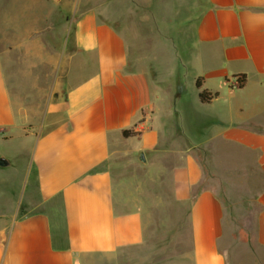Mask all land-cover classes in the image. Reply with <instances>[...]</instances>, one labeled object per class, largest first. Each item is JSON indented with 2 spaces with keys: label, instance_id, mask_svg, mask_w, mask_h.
I'll return each instance as SVG.
<instances>
[{
  "label": "crops",
  "instance_id": "1",
  "mask_svg": "<svg viewBox=\"0 0 264 264\" xmlns=\"http://www.w3.org/2000/svg\"><path fill=\"white\" fill-rule=\"evenodd\" d=\"M9 8L13 19L22 18L29 35L37 38L28 35L27 43L18 44L5 38L0 27V136L8 145L21 139L11 149L18 161L31 152L25 162L28 191L21 199L22 215L10 227L0 226V264H121L124 259L133 264L145 226L138 210L116 206L114 170L120 168L117 155L134 151L118 142L136 144L139 152L159 151L158 124L167 119L161 118L163 110L173 113L164 92L149 84L151 66L139 67L131 52V42L154 38V25L169 26L166 41L171 33L181 45L193 40L176 54L187 58L194 78L183 82L176 99L184 120L191 112L198 124L208 122L212 162L218 167L215 142L224 136L233 142L232 162L242 161L260 176L254 197L259 209L246 243L233 240L242 226L213 190L175 192L182 200L192 198V251L163 263L233 264L229 257L245 249V264L251 263L250 254L252 264H264V0H0V21ZM59 9L68 11L71 49L50 52L37 32L43 24L58 22ZM143 26H150V32ZM26 62L32 70L42 63L55 66L52 87L67 89L64 106L47 111L32 131L25 125L34 109L13 90L36 81L35 72L21 68ZM242 74L245 83L237 86ZM203 90L215 94L211 101L201 100ZM125 129L141 133L125 137ZM183 153V167L173 170L183 179L177 183L201 185L203 161L189 148ZM250 181L255 183V177ZM226 183L238 184L235 179Z\"/></svg>",
  "mask_w": 264,
  "mask_h": 264
},
{
  "label": "rangeland",
  "instance_id": "2",
  "mask_svg": "<svg viewBox=\"0 0 264 264\" xmlns=\"http://www.w3.org/2000/svg\"><path fill=\"white\" fill-rule=\"evenodd\" d=\"M67 1L96 3L98 0ZM5 13L7 17L0 21L5 38L24 45L28 37L32 36L29 35L30 30L27 24L24 21L20 22L22 18L20 20L13 19V12L11 13L10 8L5 9ZM67 13L68 11L59 9L58 22L51 25L43 24L41 31L37 32L44 50L51 52L65 47L71 49L68 41L69 23L65 19ZM190 26L194 29V25ZM175 27L179 28V26ZM168 28L169 26L161 25L159 28L154 25L153 39L143 38V40L131 42V52L136 56L139 67L146 69L147 65L151 66L150 70L152 71L147 76L149 84L164 92L163 95L166 96L164 100L168 104L167 109L171 108L173 112L167 114L166 109L163 110L161 118L167 116V119L160 120L158 124L161 147H159V151L145 152L146 162L139 159V149L135 150L136 144L124 140L118 142V145L124 150L134 148V151L128 155L124 153L117 155L121 162L120 168L114 170L118 185L115 204L122 210H138L145 226L144 242L136 248V258H133V264H164L165 258L188 257L190 255L193 239L190 217L192 198L182 200L175 196V192H191L193 194L199 190L211 189L217 193L224 205L235 212V220L239 221L242 226L240 231L234 233L233 240L235 241H245L246 243L249 239L251 240L253 233H249L248 230L253 231L256 212L259 209L258 203L254 202V197L258 192L257 181L260 180V176L256 170H251L242 161L232 162L233 142L226 140L224 136L216 138L215 144L218 146L219 152L214 161L220 165L217 167L211 160V151L208 146L213 137V131L208 128V122L198 124L199 122L195 121L191 112L184 120V111L180 108V102L176 97L178 91L183 88V82L191 83L194 78L190 77L188 73L190 65L187 63V58H179L176 54L183 47H191L193 40L189 38L190 40H187L186 44L181 45L183 42L171 39L177 34L171 33L170 41H166L163 37L169 35ZM142 29H147L150 32V26H143ZM188 36L187 32L186 37ZM32 37L37 38L36 35ZM134 44H138L140 48L136 49ZM159 62H165L162 69L157 67ZM21 68L36 74H34L36 76L35 83H26L23 87L13 89L15 93L21 95L27 106L31 105L34 109V118L27 120L25 125L27 131H32L45 121L44 115L47 111L59 110L64 106L67 89L52 87L53 81L50 72L55 66H51L49 63H42L32 70L29 63L26 62L25 65L21 64ZM15 71H18L17 64ZM17 84L19 82H16ZM234 85L236 86V84ZM195 86L196 80L193 82L192 92L195 90ZM158 92L159 94L156 95L161 96L160 91ZM135 132L133 135L141 133L140 130ZM5 139L7 138L0 136V157L9 158L11 165L0 166V226L10 227V224L22 215L23 201L21 199L23 194L28 191V186L25 183L27 181L25 162L29 159L31 152H24L21 160L18 161L17 154L11 153V149H15L21 139L15 138L9 145L3 142L6 141ZM225 142L229 145L222 147ZM187 148L196 156L199 155L203 161V181L201 185L192 188L183 184L179 185L177 181L180 179L173 175V170L183 167L186 160V154L183 151ZM254 177L256 181L251 184L250 179L253 180ZM228 179H235L238 184H227ZM242 179H244L243 183ZM181 180L180 182H182ZM221 240H225V238ZM239 251L241 255L230 256L228 261L235 262L233 264H245L247 258L244 253L246 250ZM253 258V254H250V264H252ZM121 264H131L130 259L122 260Z\"/></svg>",
  "mask_w": 264,
  "mask_h": 264
},
{
  "label": "trees",
  "instance_id": "3",
  "mask_svg": "<svg viewBox=\"0 0 264 264\" xmlns=\"http://www.w3.org/2000/svg\"><path fill=\"white\" fill-rule=\"evenodd\" d=\"M237 82H238V85L237 86H243V84L245 83V75L242 74V75H238L237 77ZM197 85L200 86L201 85V82H200V78L197 79ZM215 96V94H212L211 92H208L206 90H203L201 93H200V98L203 102H209L212 100V98ZM136 132L134 130H131V129H125L123 130V135L125 137H128L130 135H133L135 134Z\"/></svg>",
  "mask_w": 264,
  "mask_h": 264
},
{
  "label": "water",
  "instance_id": "4",
  "mask_svg": "<svg viewBox=\"0 0 264 264\" xmlns=\"http://www.w3.org/2000/svg\"><path fill=\"white\" fill-rule=\"evenodd\" d=\"M139 159L142 162H146V157H145V153L143 151L139 152ZM11 165V161L9 160V158L5 157V156H1L0 157V166H9Z\"/></svg>",
  "mask_w": 264,
  "mask_h": 264
},
{
  "label": "built area",
  "instance_id": "5",
  "mask_svg": "<svg viewBox=\"0 0 264 264\" xmlns=\"http://www.w3.org/2000/svg\"><path fill=\"white\" fill-rule=\"evenodd\" d=\"M237 85H238V83H237Z\"/></svg>",
  "mask_w": 264,
  "mask_h": 264
}]
</instances>
